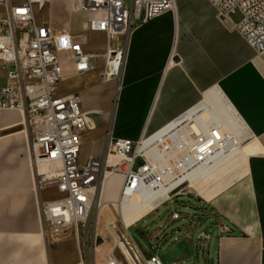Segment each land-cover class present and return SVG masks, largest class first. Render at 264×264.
<instances>
[{"label": "crops", "instance_id": "obj_1", "mask_svg": "<svg viewBox=\"0 0 264 264\" xmlns=\"http://www.w3.org/2000/svg\"><path fill=\"white\" fill-rule=\"evenodd\" d=\"M207 2L204 7L188 2L181 18L176 6L174 12L134 28L122 38L126 54L116 91L114 80H102L107 37L89 32L84 48L93 56L92 70L78 74L74 64L66 61L68 56L60 54L63 85L69 79L76 81L72 91L60 89L58 96H78L93 125L81 138V153L84 146L95 145L83 164L90 158L106 159L112 141L140 144L166 129L185 131L197 126L230 139L219 162L198 168L195 178L198 183L209 177L207 185L193 191L202 201L198 208L205 209L215 222V235L208 236L206 244L212 251L205 255L204 264H264V53L252 49L237 31L239 12L224 18ZM66 3L70 6L71 1ZM78 12L87 23L93 18L88 12ZM90 34L100 42L91 44ZM111 159L107 173L113 165ZM139 160L140 168L145 160ZM40 168L32 158L23 115L0 111V264L78 261L76 247L72 259L58 254L74 238L53 243L45 236L40 205L62 195L56 187L39 185ZM112 174L115 178L106 183L105 193L103 177L99 200L113 199L119 181L123 188L124 176ZM169 185L166 181L163 188ZM174 192L161 200L149 217L173 204L169 200ZM163 233L158 230L153 239L162 240Z\"/></svg>", "mask_w": 264, "mask_h": 264}, {"label": "built area", "instance_id": "obj_2", "mask_svg": "<svg viewBox=\"0 0 264 264\" xmlns=\"http://www.w3.org/2000/svg\"><path fill=\"white\" fill-rule=\"evenodd\" d=\"M54 1L66 3L69 0H0V111H17L23 115L33 161L47 168L39 185L56 187L62 195L60 199L40 205L45 236L55 240L74 238L79 258L72 264H88L80 242H86L88 227L97 222L101 184L111 157L120 162L110 166L108 173L122 174L123 187L133 189L137 182L142 183L150 176V168L141 172L147 168V157L159 168L153 176L164 184L169 182L176 166L208 163L215 153L227 149L231 140L223 136L216 141L209 139L197 126L185 131L175 128L148 147L149 156L141 152L142 142L115 140L106 159L90 158L87 163H81V138L93 130V125L82 111L78 96H58V86L64 78V61L60 54L68 56L66 61L74 64L78 74L92 70L93 56L85 51V35H75L68 29L56 30L46 19L38 22V11ZM208 1L221 17L239 12L241 20L236 25L237 31L252 49L264 53V0ZM175 7V0H78L73 10L93 14L85 30L107 37L103 82L121 76L126 54L121 39L134 28L174 12ZM139 159L145 160V164L135 171L133 168ZM172 218L180 219L177 213ZM111 230L118 240L123 237L133 252L127 236L129 229H124L127 238L117 227L111 226ZM201 238L207 239V236L202 233ZM91 240L95 243L98 240L95 225L91 227ZM98 253L94 244L89 264H97ZM116 255L112 250L105 264H120ZM135 258L141 264L137 255ZM144 263L163 264L156 255Z\"/></svg>", "mask_w": 264, "mask_h": 264}, {"label": "rangeland", "instance_id": "obj_3", "mask_svg": "<svg viewBox=\"0 0 264 264\" xmlns=\"http://www.w3.org/2000/svg\"><path fill=\"white\" fill-rule=\"evenodd\" d=\"M69 1H71V4H69L70 6H67V3L65 4L63 2L54 1L53 3L47 5L42 11H38V22L40 23L42 20L46 19L56 30H74L79 32L78 36H86L88 34L87 30H85V26L87 24L86 18L84 14H80L78 11L73 10V8L78 5V0ZM175 1L179 18H181L183 8L188 2H196V4L201 7H204L208 3L207 0ZM67 7L70 9L71 13H69ZM89 41L91 44H97L100 42V39L90 34ZM75 81V79H69L65 85H63L62 81L58 86V90L60 91L61 89L66 92L72 91V86L75 84ZM114 83V90L116 91L119 87V79L114 80ZM97 129L98 124L96 123V130L94 132H96ZM94 146L95 145H92L90 147ZM90 147L84 146V150L80 156L81 162H83V158L91 152L92 149ZM161 147L162 146H159V148ZM119 162L120 159L113 158L114 165ZM140 165L141 161L138 160L133 169L136 171ZM42 172L43 171L40 170L41 174ZM180 173L182 172L176 170L175 174H172L173 178H176L174 180L181 177ZM121 190L120 182V184L117 183L115 187V193L119 194ZM175 195L176 197H174ZM133 198H135L134 200L136 201L141 200V198L137 196ZM170 201H173V204H168L167 206L162 207L157 216L153 218L146 216L136 225L130 226L127 236L131 240L130 245L133 249V253L135 255L138 254L141 264H145L144 260H147L152 255L158 256L163 264H204L205 255L211 253L212 250L206 245L208 244V240L206 238L199 240V236L201 233H204L207 237L214 236L215 228H212V225L215 224V222L212 221L210 214L207 213L205 209L198 208V205H202V201L196 198V193L191 190L187 184H184L176 192H174L171 195L169 202ZM108 206L110 207V210H105ZM173 212H177L180 217L179 220H173V218L171 220ZM108 214L110 217L105 219V216ZM122 217L123 215L120 212L119 207L114 203L113 199L108 200L106 206L99 208L97 222L95 221L91 223L88 227L86 242H82V240L80 242V248L83 252H85L88 264L94 254V244L99 252L96 256V260L100 264H105V258L108 257L112 250L116 251L119 263L130 264L132 262L131 259L128 260L129 257L123 249L121 250L116 245V242L119 241L118 236L113 230H111V226H116L120 233L126 237V228L122 223ZM94 225L95 227L97 226L98 230V240L96 243L95 240H91V227ZM162 228H165V230L163 231ZM158 230H162V232H164L162 240L160 241L153 239ZM49 239L53 243L57 241L50 238V236ZM74 247H76V253L73 252L75 249ZM60 250L58 254L65 260L72 259L74 253L76 254V257L79 256L78 245L75 243L74 239H70L69 242L64 244L63 248Z\"/></svg>", "mask_w": 264, "mask_h": 264}, {"label": "bare ground", "instance_id": "obj_4", "mask_svg": "<svg viewBox=\"0 0 264 264\" xmlns=\"http://www.w3.org/2000/svg\"><path fill=\"white\" fill-rule=\"evenodd\" d=\"M167 130H169V129H166V130L158 133L154 137L146 140L144 142L142 148H141V152H145V155L149 156L147 153L148 147L150 145L154 144L155 142H157L166 133L170 132ZM198 131L201 132V134H204L206 137H209V139H214V141L222 139L221 135L217 131L204 130V128H202V127H200L198 129ZM192 137H194V133H192ZM225 150H222V152H220L218 154L215 153V156L212 157L211 159H209L208 163H203V164L194 163V164H189V165H187L185 167H181V168L179 166H176V168L173 169L172 174H175L176 170L181 171L182 172V173H180L181 175L184 173V176H185V173H187V172H188V174H186L187 176L185 178H181L175 184L173 182L175 181L174 179H176V178H173V176L171 175V177L168 180L169 182H171V185H169L165 189L163 188L164 184L162 182L160 184V181L157 180V178H156L157 176L156 177L153 176V173H156L157 171H159V168L157 166H155V163L153 162V160L150 157H147L149 160V165L146 169L142 170L141 172L150 171L149 170V168H150L152 170L149 174L150 176H146V180H144L142 183L137 182V184L134 186L133 189H131L130 187L125 189V187H123L121 190V192H122L121 195H120V193L119 194L114 193L116 196L113 198V201L119 207L120 212L123 215L122 223H123L124 227L126 228V227L133 226V225L137 224L138 222H140L142 219H144L146 216L148 217L149 214H151L153 212V210L158 205V203L161 202V200L166 199L168 197L167 195L170 192L176 191L178 188L183 186L185 183H188L189 187L192 190H196V191H198V189H201L202 186L207 185L210 182L209 177H205L202 181L195 183V178H196L197 174L199 173L201 167L207 168V167L213 165L214 163H216L220 158H222V156L225 155ZM227 164H228V162L226 163V165ZM198 168H200V169H198ZM40 170L43 171L42 175L44 173H46V172H44V167L40 168ZM218 173L222 174L223 172L219 171ZM110 178H115L112 173H107L104 176V187H103L102 193H105V191L107 189L106 183L109 181ZM118 183L120 184V181ZM199 192H200V190H199ZM102 195H104V194H102ZM121 196H123V198H121ZM135 196L140 197L141 200H137V201L134 200L135 198H133V197H135ZM107 202L108 201H106V200L104 201L103 199H101L100 200V203H101L100 208L106 206ZM114 227H116V226H114ZM116 245L121 250L123 249V251L128 255L129 259L126 257L128 260L131 259L132 262L134 261L136 264H139L135 258L134 253L129 248V244H127L125 242V239L123 237L121 238V240L116 242ZM136 255L138 256V254H136Z\"/></svg>", "mask_w": 264, "mask_h": 264}]
</instances>
